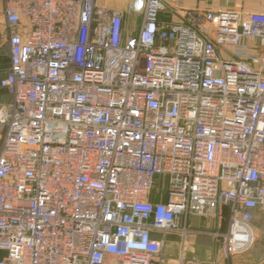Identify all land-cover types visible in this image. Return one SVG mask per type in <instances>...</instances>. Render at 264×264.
<instances>
[{
    "label": "built area",
    "instance_id": "obj_1",
    "mask_svg": "<svg viewBox=\"0 0 264 264\" xmlns=\"http://www.w3.org/2000/svg\"><path fill=\"white\" fill-rule=\"evenodd\" d=\"M3 16L0 264H152L190 215L217 218L225 258L252 248L264 12L3 0Z\"/></svg>",
    "mask_w": 264,
    "mask_h": 264
},
{
    "label": "crops",
    "instance_id": "obj_2",
    "mask_svg": "<svg viewBox=\"0 0 264 264\" xmlns=\"http://www.w3.org/2000/svg\"><path fill=\"white\" fill-rule=\"evenodd\" d=\"M131 0H98L99 3L117 10H125ZM185 8H199L202 10L230 8L264 12L263 0H179ZM138 19L134 14L125 13L123 22V36L127 37L133 30V21ZM3 16V0H0V35L5 33ZM2 49L7 53L6 39L0 38ZM6 55V54H5ZM6 69V68H5ZM9 96L0 89V100L6 101ZM1 137V132H0ZM227 224V212L220 222L221 230ZM187 226L192 231L182 241L178 233H166L163 236L160 253L153 258L152 264H264V238L261 232L264 229V210H256L252 221L255 243L252 248L239 255L225 258L220 251L219 241L211 235L205 234L216 230L219 226L214 215H190ZM203 232V233H200ZM195 256L197 261L190 263L188 260Z\"/></svg>",
    "mask_w": 264,
    "mask_h": 264
},
{
    "label": "trees",
    "instance_id": "obj_3",
    "mask_svg": "<svg viewBox=\"0 0 264 264\" xmlns=\"http://www.w3.org/2000/svg\"><path fill=\"white\" fill-rule=\"evenodd\" d=\"M7 66H8V57H4V56L0 57V78L3 76L4 70H5V68H7ZM1 90H3V89H1ZM156 183H158V182H156Z\"/></svg>",
    "mask_w": 264,
    "mask_h": 264
},
{
    "label": "rangeland",
    "instance_id": "obj_4",
    "mask_svg": "<svg viewBox=\"0 0 264 264\" xmlns=\"http://www.w3.org/2000/svg\"><path fill=\"white\" fill-rule=\"evenodd\" d=\"M6 54V55H5ZM5 54H4V51H3V49H2V45L0 44V57H2V56H4V57H7V53L5 52ZM157 182L158 183H156V185H155V187L156 188H160L161 186H162V178H157ZM163 191H164V189H162ZM254 216V215H253ZM261 236H263V238H264V229H263V231L261 232ZM255 243V242H254ZM254 245V244H253Z\"/></svg>",
    "mask_w": 264,
    "mask_h": 264
},
{
    "label": "water",
    "instance_id": "obj_5",
    "mask_svg": "<svg viewBox=\"0 0 264 264\" xmlns=\"http://www.w3.org/2000/svg\"><path fill=\"white\" fill-rule=\"evenodd\" d=\"M3 255H4V251L0 250V259L2 258Z\"/></svg>",
    "mask_w": 264,
    "mask_h": 264
}]
</instances>
